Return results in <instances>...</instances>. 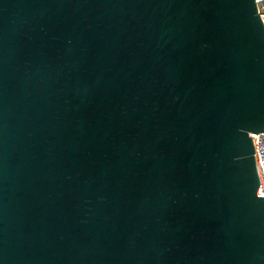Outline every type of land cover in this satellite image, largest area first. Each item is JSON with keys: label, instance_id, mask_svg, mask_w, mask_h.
<instances>
[{"label": "water", "instance_id": "95a60500", "mask_svg": "<svg viewBox=\"0 0 264 264\" xmlns=\"http://www.w3.org/2000/svg\"><path fill=\"white\" fill-rule=\"evenodd\" d=\"M255 0H0V264H264Z\"/></svg>", "mask_w": 264, "mask_h": 264}, {"label": "built area", "instance_id": "2783aa9c", "mask_svg": "<svg viewBox=\"0 0 264 264\" xmlns=\"http://www.w3.org/2000/svg\"><path fill=\"white\" fill-rule=\"evenodd\" d=\"M259 18L264 26V0H255ZM255 165L259 178L257 197L264 198V134H258L254 140Z\"/></svg>", "mask_w": 264, "mask_h": 264}]
</instances>
